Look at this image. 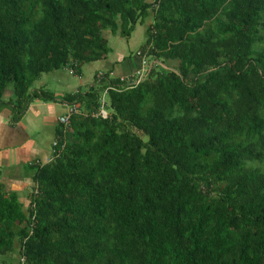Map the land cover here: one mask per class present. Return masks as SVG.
<instances>
[{"label":"trees","instance_id":"trees-1","mask_svg":"<svg viewBox=\"0 0 264 264\" xmlns=\"http://www.w3.org/2000/svg\"><path fill=\"white\" fill-rule=\"evenodd\" d=\"M139 22L145 78L64 96L25 197L0 167V264H264V0H0V111L54 100L44 74Z\"/></svg>","mask_w":264,"mask_h":264},{"label":"crops","instance_id":"crops-1","mask_svg":"<svg viewBox=\"0 0 264 264\" xmlns=\"http://www.w3.org/2000/svg\"><path fill=\"white\" fill-rule=\"evenodd\" d=\"M120 50L121 48L112 50L107 59L99 61L104 64L100 65L102 68L94 74L88 89L93 85L97 75L102 72L112 70L118 76H129L142 67V59L139 55L131 58ZM80 77L82 78V74ZM53 79L62 84L61 89L55 94L56 98L35 99L19 122L12 121L10 109L4 108L0 111L1 181L6 185L7 191L18 192L22 197L29 193L34 183L30 165L37 161L47 162L53 156L54 142L61 130L59 118L67 115L70 110V104L63 97L81 92L84 86L82 79L80 87H75L72 82H66L61 75L54 76Z\"/></svg>","mask_w":264,"mask_h":264},{"label":"rangeland","instance_id":"rangeland-1","mask_svg":"<svg viewBox=\"0 0 264 264\" xmlns=\"http://www.w3.org/2000/svg\"><path fill=\"white\" fill-rule=\"evenodd\" d=\"M147 22L148 21H146L145 24H147ZM145 24L139 22L137 24L135 30L132 33V36H131L132 38H130V39L129 38L123 39L121 36L114 35L110 31H108L106 33V36L109 38L110 46H111L112 50L116 51V50H119L121 48L120 51L127 53L129 55L128 57L135 58L137 55L140 56V49H141L142 45L146 42V25ZM110 55H111V53H110ZM103 64H104V62H99V61L85 64L82 67V78L80 77L81 75L71 74L70 73L71 68L62 69L60 71H56V72H53L50 74H44L42 76V78L39 81H37L36 87L37 88L42 87L43 91L55 95L56 93H58V91H59L58 89H61L62 84L60 85L58 82H56L53 79V77L61 75V77L66 80V82H72L75 87H80L81 86L80 82H82V80H83L84 86L82 87L81 91L82 92L87 91L88 87L91 84V80L93 79L94 74L96 73V71H98L99 69L102 68V67H100V65H103ZM142 64H143V61L141 63V66H142ZM152 64L153 63L150 62L148 67H145V68L147 70H150L153 66ZM141 69H142V67L139 70H141ZM139 70H137V72ZM137 72L133 73L132 75L123 76V77H131V76L133 77V75H135ZM5 264H18V262H17V260L14 261V263H9L7 261Z\"/></svg>","mask_w":264,"mask_h":264},{"label":"built area","instance_id":"built-area-1","mask_svg":"<svg viewBox=\"0 0 264 264\" xmlns=\"http://www.w3.org/2000/svg\"><path fill=\"white\" fill-rule=\"evenodd\" d=\"M141 56V53H140ZM143 64H142V69L139 70L135 75H133V77H123L122 76V80L127 81L128 85L130 86H134V85H138L146 76L147 72L149 70H147L145 67H148L149 65V61L146 58H142ZM71 74H73V71H70ZM105 101L103 100V105ZM78 112V106L77 105H70V110L69 113L67 115L61 116L59 118V121L62 124H69L70 123V115L77 113ZM98 115L107 117L108 113L106 111V109L104 108V106H102V109L99 111ZM57 145V142L54 143V146Z\"/></svg>","mask_w":264,"mask_h":264}]
</instances>
